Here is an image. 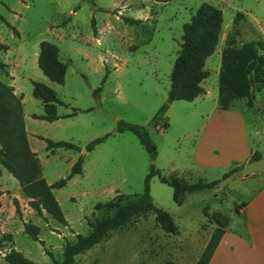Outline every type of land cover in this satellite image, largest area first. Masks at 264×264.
Returning a JSON list of instances; mask_svg holds the SVG:
<instances>
[{
  "label": "rangeland",
  "instance_id": "obj_1",
  "mask_svg": "<svg viewBox=\"0 0 264 264\" xmlns=\"http://www.w3.org/2000/svg\"><path fill=\"white\" fill-rule=\"evenodd\" d=\"M203 2L221 9L223 17L218 44L204 64L208 76L201 85L206 94L173 101L154 125L153 115L167 102L183 25ZM237 12L241 16L234 23ZM0 16V42L9 46L0 49V60L8 63L0 69V79H7L10 69L15 73L28 140L40 159L42 176L53 184L82 159L80 174L52 188L66 225L46 213L39 216L0 164V264H7L3 255L11 247L39 264H58L64 244L90 231L88 220L110 214L95 210L98 202L118 194L130 200L143 191L151 163L162 175L176 174L188 182L219 180L212 189L187 193L177 205L172 188L158 176L151 178L154 205L169 212L190 236L215 226L208 222L212 215L229 220L235 201H247L261 188L260 172L228 181L222 176L235 167L242 171L245 153L264 142V88L253 90L252 107L246 106V99H236L223 111L217 103V74L227 39L234 38L235 45L264 40V0H0ZM41 41L59 48L67 66L62 84L50 81L38 67ZM32 81L44 83L61 100L58 119L35 117L44 108L33 96ZM119 120L147 129L157 148L153 161L134 134L117 131ZM98 137L105 139L87 151L86 145ZM46 139L71 142L80 149L50 152ZM24 222L39 226L43 243L24 233ZM175 239L160 228L153 213L136 215L76 255L75 264H161L176 257ZM187 256L192 259V250Z\"/></svg>",
  "mask_w": 264,
  "mask_h": 264
},
{
  "label": "trees",
  "instance_id": "obj_2",
  "mask_svg": "<svg viewBox=\"0 0 264 264\" xmlns=\"http://www.w3.org/2000/svg\"><path fill=\"white\" fill-rule=\"evenodd\" d=\"M155 2H168L170 0H153ZM241 16L235 14L234 23ZM0 18H2L0 16ZM222 11L218 7L207 2L201 3L191 15L189 22L183 25L182 43L177 52L170 73V85L168 89L167 102L153 115L151 122L157 125L163 118L168 106L175 100L192 101L205 93L201 85L208 76L204 69L206 59L214 52L222 27ZM2 20H4L2 18ZM130 22L136 23V20ZM9 28L17 34L14 26L6 23ZM6 43L0 42L1 50H8ZM37 64L42 73L52 82L62 84L66 73V64L59 58L57 45L41 41ZM7 64L0 60V69L4 70ZM33 96L39 99L44 108L43 114L38 117L46 121H53L59 118L57 105L62 104L56 93L42 82L32 81ZM264 88V40H251L240 45H235V39L226 40L220 54V67L217 74V103L220 110H227L236 99H246V106L252 107L254 103V92H260ZM71 113L70 115L74 114ZM168 124L164 123L163 127ZM117 131H129L134 134L140 144L148 152L153 161L157 156V148L151 139L147 129L140 124L117 122ZM105 137H98L90 141L85 149L91 150L96 144L104 141ZM46 149L54 152L57 148L79 150L80 147L67 141H53L46 139ZM264 152L254 151L250 160L258 159ZM0 164L19 183V187L28 198V205L39 215L44 213L51 216L57 222L66 225L67 220L61 207L55 198L52 188L62 187L73 175L82 171V159H78L72 166L67 177L49 184L42 176V167L37 153L30 147L24 118L22 112V96L14 93L13 86L0 80ZM241 167H235L225 172L222 178L240 171ZM158 176L160 182L172 188V198L177 205H181L187 193L212 189L219 183L215 180H197L188 182L184 177L176 174L162 175L151 163L149 172L144 178L143 191L134 194L133 199L126 200L123 194H118L106 202H98L95 210L109 211L110 214L103 217H96L93 221L88 220L90 231L83 234H76L73 242H66L62 250V259L58 264H75V256L92 248L100 243L107 234L126 224L136 215L153 213L160 228L169 234L177 232V225L171 214L164 209L157 207L152 202L150 195V180ZM2 192L0 191V195ZM15 210L20 214L17 199H14ZM221 215L208 217V222L214 223L212 231L203 251L195 264H208L214 250L216 249L228 223L226 218L220 219ZM205 228V225H202ZM23 231L32 240L39 239V226L31 222L23 223ZM5 238L11 239L10 234ZM46 254L51 252L44 248ZM3 258L7 264H39L26 256L19 250L11 247L4 253ZM161 264H174L167 260Z\"/></svg>",
  "mask_w": 264,
  "mask_h": 264
},
{
  "label": "crops",
  "instance_id": "obj_3",
  "mask_svg": "<svg viewBox=\"0 0 264 264\" xmlns=\"http://www.w3.org/2000/svg\"><path fill=\"white\" fill-rule=\"evenodd\" d=\"M0 80L13 86L14 93L19 95L18 86L16 85L17 79L12 69L9 70L7 79ZM205 94L206 92L202 95ZM262 128L264 130L263 120ZM263 145L264 142L260 147H253L246 152L244 161H249L254 151H262ZM258 180L262 181L261 188L247 201H242L241 199L235 201V208L230 214L224 233L208 264H264L263 173L261 177H258ZM214 228L215 226L213 225L201 230V233L197 231L196 235L190 236L191 233L183 234V230L177 226V232L174 235L176 237V246L179 248L176 252V257L173 259L174 264H187V261H190L188 264H195ZM184 230L187 231L188 229L184 227ZM189 250H192L193 256L192 259L188 260L187 252Z\"/></svg>",
  "mask_w": 264,
  "mask_h": 264
},
{
  "label": "water",
  "instance_id": "obj_4",
  "mask_svg": "<svg viewBox=\"0 0 264 264\" xmlns=\"http://www.w3.org/2000/svg\"><path fill=\"white\" fill-rule=\"evenodd\" d=\"M255 172H260L264 174V152L261 154V156L258 159L247 161L242 171H239L236 174L230 175L224 181H228L232 178H235L241 175H244V176L249 175Z\"/></svg>",
  "mask_w": 264,
  "mask_h": 264
}]
</instances>
